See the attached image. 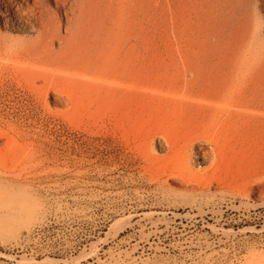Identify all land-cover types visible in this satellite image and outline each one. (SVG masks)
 Here are the masks:
<instances>
[{"label":"rangeland","instance_id":"rangeland-1","mask_svg":"<svg viewBox=\"0 0 264 264\" xmlns=\"http://www.w3.org/2000/svg\"><path fill=\"white\" fill-rule=\"evenodd\" d=\"M119 1L130 93L85 95L73 71L35 78L17 49L37 27L0 15V168L22 169L14 188L2 184L16 197L0 204V264H264V98L244 124L185 108L165 0Z\"/></svg>","mask_w":264,"mask_h":264},{"label":"bare ground","instance_id":"bare-ground-1","mask_svg":"<svg viewBox=\"0 0 264 264\" xmlns=\"http://www.w3.org/2000/svg\"><path fill=\"white\" fill-rule=\"evenodd\" d=\"M52 2L55 9L64 14L62 27L55 26L46 13L51 11L50 0H0L3 22L18 18L32 28L37 27L33 43L25 44L23 50L17 49V52L26 53L24 62L27 71L42 81L57 80L46 71L66 74L73 71L78 76L75 85L88 96H100L107 91L130 93L131 80L124 79L121 83L118 77L125 75L122 66H131V60L124 59L131 52V41L124 38L127 32H131V25L125 14L119 16L114 12L117 7L119 9L116 2ZM118 4H121L120 1ZM164 16L165 28L180 35L178 86L181 104L185 108L205 112L209 120L216 123L241 122L249 102L264 98L261 96L264 94V0H165ZM55 43L57 49L53 46ZM103 58H108L111 68L101 67ZM66 63L79 66L74 70H62L63 64L68 65ZM37 68L43 71L36 72ZM67 79L70 78H65V82L69 81ZM54 96L63 103L75 101L71 94L63 91H56ZM217 115L226 118L218 120ZM39 149L36 155L40 154ZM32 154V158L39 159L33 168L31 165L30 169L34 171L40 165L42 156L38 158L35 153ZM21 170L17 166L10 171L0 168L1 205L15 196L11 193L13 189H7L2 184L6 183L9 187L19 184Z\"/></svg>","mask_w":264,"mask_h":264}]
</instances>
